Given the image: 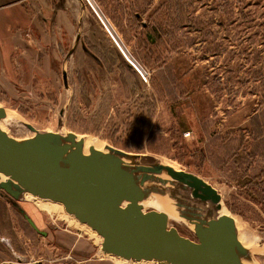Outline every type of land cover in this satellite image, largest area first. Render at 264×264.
<instances>
[{"label":"rangeland","instance_id":"1","mask_svg":"<svg viewBox=\"0 0 264 264\" xmlns=\"http://www.w3.org/2000/svg\"><path fill=\"white\" fill-rule=\"evenodd\" d=\"M79 1L88 15L78 48L58 53L63 66L49 67L47 84L0 92L6 111L1 129L17 140L33 136L26 125L72 132L102 151L109 146L142 156L141 165H169L198 176L221 196L237 236L247 235L242 245L249 264H264V81L243 80L252 56L247 63L242 56L261 52L264 59V0H93L139 70L87 0ZM40 204L0 191V207L17 212L9 234L24 262L117 264L101 251L97 233L60 217L55 207L61 204ZM140 205L144 212L157 211L149 202ZM17 206L45 237L29 227ZM177 218H168L169 227L195 240L192 226Z\"/></svg>","mask_w":264,"mask_h":264},{"label":"water","instance_id":"2","mask_svg":"<svg viewBox=\"0 0 264 264\" xmlns=\"http://www.w3.org/2000/svg\"><path fill=\"white\" fill-rule=\"evenodd\" d=\"M5 117L0 108V123ZM26 127L33 136L24 140L9 137L0 127V180L1 175L7 178L0 182V191L6 197L19 201L28 193L61 204L68 215L101 237L103 253L127 261L250 263L234 219L217 214L221 196L203 179L168 165H141L142 156L109 146L105 153L91 146L85 155L84 140L72 132L61 135ZM151 193L171 201L178 217L192 226L195 240L169 227L166 214L143 211L140 204ZM18 209L35 231L45 235Z\"/></svg>","mask_w":264,"mask_h":264},{"label":"crops","instance_id":"3","mask_svg":"<svg viewBox=\"0 0 264 264\" xmlns=\"http://www.w3.org/2000/svg\"><path fill=\"white\" fill-rule=\"evenodd\" d=\"M81 11L84 16H77ZM87 15L79 0H0V92L9 93L10 88L17 86L37 88L47 84L49 67L63 66L62 54L58 53L78 48ZM117 43L125 51L119 40ZM63 84H68L67 79H63ZM16 213L15 207H0V264H41L39 260L24 262L25 257L13 248L14 235L10 237L9 232L13 230ZM114 261L119 264L117 259ZM84 264L110 263L96 260Z\"/></svg>","mask_w":264,"mask_h":264},{"label":"bare ground","instance_id":"4","mask_svg":"<svg viewBox=\"0 0 264 264\" xmlns=\"http://www.w3.org/2000/svg\"><path fill=\"white\" fill-rule=\"evenodd\" d=\"M92 9L95 11L96 10V12L98 13V11H97V8L95 7V5L92 3ZM96 13V14H97ZM99 14V13H98ZM97 14V16H98V18H99V21L102 23V25L104 26V28L106 29V31L107 30H109V32L113 35V37H114V39L116 40V42H117V40H119L120 41V39H119V37L117 36V34H116V32L114 31V29L112 28V26L108 23H105V21H104V19L103 18H101V16L100 15H98ZM108 32V31H107ZM114 32V33H113ZM116 35V36H115ZM118 39H117V38ZM124 53H125V51H124ZM125 56H126V53H125ZM127 57V56H126ZM130 61V60H129ZM131 62V61H130ZM132 63V62H131ZM130 63V64H131ZM132 66H136V68L138 69V66L134 63V65H133V63L131 64ZM4 131V130H3ZM77 140H79V138L77 137ZM91 146H93L96 150H99V151H102L101 149V147L100 146H98V145H96L91 139H86V140H84V148H83V153L85 154V155H87L88 154V148L89 147H91ZM102 152H106L105 151V149H104V151H102ZM126 163H128V162H126ZM169 166V165H168ZM170 167H172V166H170ZM174 168V167H173ZM175 169V168H174ZM175 170H178V169H175ZM165 177H167V176H165ZM162 178V177H161ZM7 178L4 176V175H1V180H0V182L1 181H5ZM163 179H166V178H163ZM168 179V178H167ZM28 199V200H33V201H35L36 203H41L42 204V206L44 207V208H46V206L48 205L47 203H48V201H50V200H45V199H39V198H37V197H33V196H31L30 194H28V193H24L23 195H22V199ZM41 201H46L45 203H43V202H41ZM145 202H149V204L151 203L152 204V206H156V207H154L158 212H161V213H164V214H166L167 215V217L169 218V219H172V220H175V221H177V216H176V214H177V212L175 211V209L173 208V205H172V203H171V201L167 198V197H162V196H159V195H151L150 196V198H148V199H146V200H144ZM51 202H53V201H51ZM54 203H57V202H54ZM40 204V205H41ZM49 204H50V202H49ZM57 204H59V203H57ZM51 205H54V204H51ZM49 206V205H48ZM54 206H56V205H54ZM47 209H48V207H47ZM55 209H58L59 210V213H60V217L61 218H63V219H66L65 221H70L71 220V217L73 218V216H71V215H69L68 216V214L66 215V213H64V211H63V209H62V207H61V205L59 206V207H55ZM50 211V210H49ZM176 213V214H175ZM218 215H228V213L226 214L225 213V209H221L220 210V212H218L217 213ZM74 219V218H73ZM77 221V220H76ZM75 221V222H76ZM235 222V221H234ZM73 223V222H72ZM70 225V224H69ZM237 226V225H236ZM86 228H88V227H86ZM237 228V227H236ZM87 230V233H89V234H94L93 232H90V229L88 228V229H86ZM85 230V231H86ZM244 231V230H243ZM247 235H243V234H239V236H238V240H239V242L241 243V244H244V246H245V244H246V237ZM107 255H109V254H107ZM111 256V255H110ZM113 258H115V259H117V261H121L122 263L121 264H125L126 262H127V260H125V259H122V258H120V257H114V256H112ZM145 262V263H149V264H165V263H159V262H157V261H155V260H151V259H143V260H140V261H136V262ZM135 262V261H134ZM243 264H246V263H243Z\"/></svg>","mask_w":264,"mask_h":264},{"label":"trees","instance_id":"5","mask_svg":"<svg viewBox=\"0 0 264 264\" xmlns=\"http://www.w3.org/2000/svg\"><path fill=\"white\" fill-rule=\"evenodd\" d=\"M237 40H239V42L241 43L240 46H242L244 44V42L242 41L243 39H239L238 38ZM249 48H251V45L249 46ZM262 51H264V45H263ZM260 54H261V52L255 53V52L251 51V52H245L246 56L242 55V56H244L245 63L248 62L247 59H249V56H252L251 57V60H252L251 67L249 68V70H248V72L246 74V76H247L246 79H243L245 82L246 81L247 82L248 81L257 82V81H259L260 78H261L262 82L264 81V80H262V78H264V59H263L262 55H260ZM262 95H263L262 97H264V89H263ZM260 105H264V104L260 103ZM253 116L250 117L249 121L252 118H254ZM255 125H256V129H261L262 130V126L261 125H259V124H255Z\"/></svg>","mask_w":264,"mask_h":264},{"label":"built area","instance_id":"6","mask_svg":"<svg viewBox=\"0 0 264 264\" xmlns=\"http://www.w3.org/2000/svg\"><path fill=\"white\" fill-rule=\"evenodd\" d=\"M87 2L89 3V5H90L91 8H92V7H93V6H92V3H94V1H93V0H87ZM92 10H93V9H92ZM93 11H94V10H93ZM97 11H98V13L101 15V13L99 12L98 9H97ZM94 12H95V14L97 13L96 10H95ZM98 13H97V14H98ZM97 14H96V15H97ZM99 14H98V15H99ZM97 17H98V16H97ZM101 17L104 19L105 23H107L106 19H105L102 15H101ZM98 19H99V18H98ZM107 24H108V23H107ZM107 31H108L107 33L110 35V37L113 39V41L117 44V46H118V48L120 49V51H123V50L121 49V47H120V44L118 45V43H117L116 40L114 39L113 35L109 32V30H107ZM113 33H114V32H113ZM115 36H116V35H115ZM116 38H117V37H116ZM117 39H118V38H117ZM119 43H121V42L119 41ZM134 67H135L136 70H139V69L136 68L135 65H134ZM140 74H141L143 80H146V79H145V76H144L142 73H140Z\"/></svg>","mask_w":264,"mask_h":264},{"label":"flooded vegetation","instance_id":"7","mask_svg":"<svg viewBox=\"0 0 264 264\" xmlns=\"http://www.w3.org/2000/svg\"><path fill=\"white\" fill-rule=\"evenodd\" d=\"M3 196H5L4 194H3ZM6 197V196H5ZM7 198H9V197H7ZM13 205H15V203H13ZM18 207V206H17ZM21 209V208H20ZM19 210V209H18Z\"/></svg>","mask_w":264,"mask_h":264}]
</instances>
